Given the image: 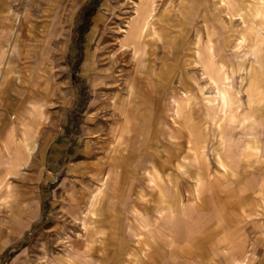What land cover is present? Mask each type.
Listing matches in <instances>:
<instances>
[{"label":"rangeland","instance_id":"obj_1","mask_svg":"<svg viewBox=\"0 0 264 264\" xmlns=\"http://www.w3.org/2000/svg\"><path fill=\"white\" fill-rule=\"evenodd\" d=\"M157 2L154 23L163 41L150 39L133 59L120 27L140 0H0L3 264H65L66 256L99 264L97 241L132 234V225L168 238L187 235L194 211L177 220L161 211L154 224H143L139 210L125 216L131 193L180 183L185 203H193V185L201 180L189 185L190 175L209 153L247 146L261 133L251 106L264 102V33L250 35L257 53L243 58L239 39L251 25L231 16L233 1L230 15L221 0ZM216 70L232 77L226 114L208 104L218 99ZM171 93L175 107L168 110ZM195 97L176 127L169 115L181 114ZM226 133L236 139L221 140ZM24 143L35 149L17 159ZM152 173L160 175L158 185L150 184ZM96 193L101 198L93 208ZM108 245L100 244L103 254Z\"/></svg>","mask_w":264,"mask_h":264},{"label":"crops","instance_id":"obj_2","mask_svg":"<svg viewBox=\"0 0 264 264\" xmlns=\"http://www.w3.org/2000/svg\"><path fill=\"white\" fill-rule=\"evenodd\" d=\"M257 72L251 69L255 79H259ZM251 107V117L261 133L250 138L247 146L238 142L234 149H219L217 158L209 153V161L192 172L195 177L190 175L194 181H189V185L198 178L201 180L193 185L192 190L197 193L193 203H185L184 185L174 183L152 191L140 188L131 193L132 201L125 204V216L139 210L143 224L154 221L161 211L173 212L176 220L187 211H194L195 219L188 221L191 231L187 235L180 233L183 235L179 238H168L164 233L132 225V234L111 235L97 241L95 254L99 264H264V102L256 99ZM178 124L183 126L181 122ZM224 135L221 140H227V135L236 139L232 134ZM158 175H149L151 185L160 183ZM212 176L217 182H211ZM94 197L93 208L101 198L99 193ZM117 211L120 213L123 209ZM134 221L140 224V220ZM253 235L256 238L249 240ZM87 236L90 237L89 231ZM103 242L110 249L104 254L99 247ZM62 261L87 264L74 256L63 257ZM3 263L0 255V264Z\"/></svg>","mask_w":264,"mask_h":264},{"label":"bare ground","instance_id":"obj_3","mask_svg":"<svg viewBox=\"0 0 264 264\" xmlns=\"http://www.w3.org/2000/svg\"><path fill=\"white\" fill-rule=\"evenodd\" d=\"M231 1H233L235 3V6H236L235 8L237 9L236 14L235 15L231 14V16L236 17L235 20H237L243 26L246 25L247 23L251 25L250 28L248 27L246 29L247 33H245V32L242 33V35L240 36V39H239L240 44H241L239 47L244 49L243 52H241L242 57L243 56L248 57L250 55H254L257 53V49L255 48L256 46H255L254 42H252L248 39L252 33H257V35H261V36L264 33V11H263L264 0H221L222 6L224 7L223 10L224 11L226 10L228 12V15H230L231 10L234 9L233 7H229V3ZM254 3L256 5H254ZM157 4H158L157 0H140V4L137 5L136 8L134 9V10H136V12L135 13L133 12L134 13L133 17L130 20L125 22V24H126L125 27H120V30L123 32V34H122L123 39H124L123 42H124L125 46L131 50L133 59L137 58L142 51H144V53H145L149 49L148 46H149V44H151V43H149L150 39H152V38H153V40H161L162 39V41H163V38L160 36L161 34H160L159 30L157 29V27L155 26V23H154V18H155L154 12H155ZM247 19H249V22ZM198 40L199 39H197V41H196V46H198V44H199ZM213 55H214V53H213ZM200 56H201L200 52L198 51L196 53V57L198 58ZM220 66L225 67V64H223L221 62ZM231 79H232V77H230V76L227 77L226 75L222 76L221 71L216 70L215 71V77L213 78V85L212 86H213V90L215 91V94L217 93L218 99L216 98L215 102L208 101V104L210 107L219 106L222 108L221 112H223L225 114L228 111V109H230L229 104L232 100V95H233V92L231 91L232 90V85L230 83ZM206 83H208V82H206ZM150 87L151 86L149 84H147V89H149ZM184 87H186V86H184ZM130 95H133V93L130 92ZM169 97L171 99L170 102H172V103L171 104L169 103L168 110H171V109H174V107H175V104H174L175 100H172L173 97H175V95L173 93H171V94H169ZM237 97H240V96H237ZM192 101H197V98L196 97L193 99L189 98L186 102L187 107L185 109H183L182 113L180 114V113L176 112V115H178V116L174 117L172 115H169V117H171L170 120H171V122H173L174 125L178 124L179 122L182 123V120L186 116H188L189 113L186 112V114H185V110L188 109V106ZM114 105L116 106V104H114ZM177 106L180 107L179 104H177L176 107ZM191 119H192V116H191ZM220 127H221V125H220ZM173 130L174 129H172L170 131L172 132ZM24 146H25L24 151H22V148H19V150H17V153H18L17 159H19L21 152H24L25 154H27L29 152L32 153L35 149V144L30 145V143H28V144L24 143ZM158 176H160V175H158Z\"/></svg>","mask_w":264,"mask_h":264}]
</instances>
